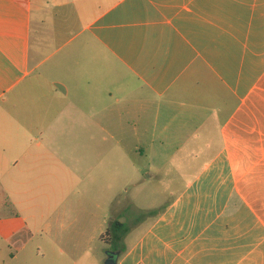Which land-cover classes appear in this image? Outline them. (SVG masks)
Returning a JSON list of instances; mask_svg holds the SVG:
<instances>
[{
    "label": "crops",
    "instance_id": "1",
    "mask_svg": "<svg viewBox=\"0 0 264 264\" xmlns=\"http://www.w3.org/2000/svg\"><path fill=\"white\" fill-rule=\"evenodd\" d=\"M110 257L264 264V0H0V264Z\"/></svg>",
    "mask_w": 264,
    "mask_h": 264
},
{
    "label": "rangeland",
    "instance_id": "2",
    "mask_svg": "<svg viewBox=\"0 0 264 264\" xmlns=\"http://www.w3.org/2000/svg\"><path fill=\"white\" fill-rule=\"evenodd\" d=\"M142 198L146 201H148V203H153V202H162L165 198L164 194L162 193V191L155 187L152 183L151 184H144L143 186V192L141 195H139V199ZM145 202L142 200V202L140 203V206L143 205ZM139 205V203H138ZM151 217L147 218L150 219ZM147 222V221H146ZM109 224V223H108ZM109 225H104L103 227L99 228L97 227L96 229V233H98V235L103 236L104 233L106 232V230L108 229ZM146 228V226L140 227L139 232L143 231ZM102 234V235H101ZM135 238L136 235H138V232L133 234ZM132 238V239H133ZM121 244L123 245L122 242H119L117 245L116 244H110L111 249H115L116 247H121Z\"/></svg>",
    "mask_w": 264,
    "mask_h": 264
},
{
    "label": "trees",
    "instance_id": "3",
    "mask_svg": "<svg viewBox=\"0 0 264 264\" xmlns=\"http://www.w3.org/2000/svg\"><path fill=\"white\" fill-rule=\"evenodd\" d=\"M127 231L128 227L124 223L115 221L108 227L102 238L105 243L117 245L127 233Z\"/></svg>",
    "mask_w": 264,
    "mask_h": 264
},
{
    "label": "water",
    "instance_id": "4",
    "mask_svg": "<svg viewBox=\"0 0 264 264\" xmlns=\"http://www.w3.org/2000/svg\"><path fill=\"white\" fill-rule=\"evenodd\" d=\"M107 264H116V258L110 257Z\"/></svg>",
    "mask_w": 264,
    "mask_h": 264
}]
</instances>
